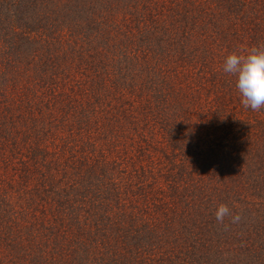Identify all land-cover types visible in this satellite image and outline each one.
<instances>
[{
    "label": "trees",
    "instance_id": "1",
    "mask_svg": "<svg viewBox=\"0 0 264 264\" xmlns=\"http://www.w3.org/2000/svg\"><path fill=\"white\" fill-rule=\"evenodd\" d=\"M253 48L264 0H0V98L24 69L0 150L39 120L0 173V264H264V109L222 70Z\"/></svg>",
    "mask_w": 264,
    "mask_h": 264
},
{
    "label": "clouds",
    "instance_id": "2",
    "mask_svg": "<svg viewBox=\"0 0 264 264\" xmlns=\"http://www.w3.org/2000/svg\"><path fill=\"white\" fill-rule=\"evenodd\" d=\"M223 72L235 77L236 88L242 104L253 111L264 109V50L253 48L245 53L233 52L224 60ZM226 216H232V222L240 220L232 215L226 204L218 206L215 217L223 223Z\"/></svg>",
    "mask_w": 264,
    "mask_h": 264
},
{
    "label": "rangeland",
    "instance_id": "3",
    "mask_svg": "<svg viewBox=\"0 0 264 264\" xmlns=\"http://www.w3.org/2000/svg\"><path fill=\"white\" fill-rule=\"evenodd\" d=\"M7 55H12V54H7ZM13 58L14 57H10V59H13ZM15 63L17 62L13 60V62L10 65V68H12V74H10V76L13 77L12 79L16 80L17 83L15 84L9 83L8 89H9V95L11 96L13 95L17 103H15V101L13 100L11 101L7 99V97L0 98V115L2 116V118H4L5 116L10 118L11 116L7 106L18 104L22 108L21 93H16V92H18V89H19V87H17L18 81L20 79L19 76L24 69L21 64L18 70L16 71V68L13 65H16V66L18 65ZM72 71H73V78L78 77V76L80 78V74L82 73L81 70H78L75 68V69H72ZM5 72H6V69L3 70L1 73L5 74ZM77 74L78 76H76ZM3 81L4 80H0V92L3 91ZM24 103L28 106L29 112L20 110L19 115L14 120V124L10 126L11 139L9 140V144L12 145L11 146L12 150L11 149L8 151H4L3 149L0 150V173L1 174L4 172V170H7L8 173L12 172V174L15 176L17 173H20V170L23 166L22 164L27 162L29 158L31 157V155H29L28 150H29V147L33 145L31 142L33 141L34 137L32 133L26 132V137L23 140H21L19 128H21V126H26V128L28 129L32 124L39 122V120H37L36 118L37 117L36 107L31 108L27 102H24ZM32 117H33V120H32ZM3 141L4 143H6L4 139Z\"/></svg>",
    "mask_w": 264,
    "mask_h": 264
}]
</instances>
